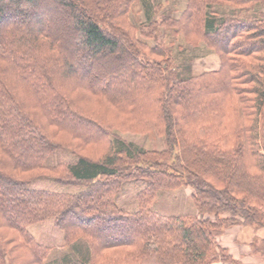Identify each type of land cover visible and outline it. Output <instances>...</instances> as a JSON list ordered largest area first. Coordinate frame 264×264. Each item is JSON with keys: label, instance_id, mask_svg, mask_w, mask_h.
I'll list each match as a JSON object with an SVG mask.
<instances>
[{"label": "trees", "instance_id": "obj_1", "mask_svg": "<svg viewBox=\"0 0 264 264\" xmlns=\"http://www.w3.org/2000/svg\"><path fill=\"white\" fill-rule=\"evenodd\" d=\"M136 2L0 0V264H45L37 223L79 252L50 264H239L216 237L264 230V0H186L158 19L142 0L144 21ZM177 41L218 69L172 68ZM124 184L138 185L126 207ZM182 186L195 213L154 210Z\"/></svg>", "mask_w": 264, "mask_h": 264}, {"label": "rangeland", "instance_id": "obj_2", "mask_svg": "<svg viewBox=\"0 0 264 264\" xmlns=\"http://www.w3.org/2000/svg\"><path fill=\"white\" fill-rule=\"evenodd\" d=\"M155 4L153 10H148L149 15L158 19L161 15L170 16L176 18L181 11L184 9L186 0H148ZM13 7L14 4L10 3ZM146 9L143 8L142 0H137L134 7V19L136 21H144ZM221 10H219L220 12ZM156 13V15H155ZM140 19V20H139ZM42 20V19H41ZM70 24H75L70 23ZM149 44L153 42L151 40L147 41ZM183 43L177 41L173 47V61L172 68H177L181 71L180 67L183 64L188 65L189 70L186 71L187 74H200L202 72H207L203 70L212 71L218 69L219 61L215 54L209 52L203 43H200L197 47L182 48L184 51L180 50ZM214 60H213V59ZM183 73V76L186 74ZM116 82V81H115ZM115 138H117L124 146L136 151V150H163L166 147L165 141L162 137L157 136L153 132H147L143 134L136 133H116ZM138 185L135 184H124L122 187V194L118 199V204L122 207L129 206L132 203V193L137 191ZM193 190L189 186H182L180 188L159 192L154 201V210L163 215H183L195 213L191 201V195ZM35 239L50 248V254L45 264H50L52 258L57 260H62L65 257H74L79 254L78 250L73 246L59 247L61 243V235L58 234L50 225H44L41 223L34 224L30 227ZM237 227H231L225 229L221 234L216 237V242L225 248V245H230L234 237L240 238L243 236L241 231H251L252 229L248 227L241 228V231L237 232ZM255 234L251 231L252 235L249 236V245L239 247L247 250L250 247L251 253L245 255L242 253L241 261L244 264H264V230H253ZM225 236L224 243L221 237ZM224 245V246H223ZM239 245V243H238ZM248 247V248H247ZM231 255V252H227ZM248 257V260L246 259ZM234 259V258H233ZM225 264L222 262H217L214 264ZM241 264V263H240Z\"/></svg>", "mask_w": 264, "mask_h": 264}, {"label": "crops", "instance_id": "obj_3", "mask_svg": "<svg viewBox=\"0 0 264 264\" xmlns=\"http://www.w3.org/2000/svg\"><path fill=\"white\" fill-rule=\"evenodd\" d=\"M203 71H208V70H203ZM241 228H243V227H237L238 230H237L236 233L240 232L241 231ZM251 231L255 234V232L253 230H251ZM251 231H248V230L247 231H241L243 233V236H241L240 238L234 237V239L231 241V244L230 245H227V246L224 243L225 236L221 237L223 239V244L225 245V247L227 248V250L229 252H231V255L234 258V260H236L239 264L240 263L241 264H244L241 261L242 256H240L243 252L246 253L245 255H249L251 253L250 247L249 248L247 247L248 248L247 250L243 249V251H242L241 248L239 250V247H242V245H245V246L249 245L248 244L249 243L248 239H249V236L252 235ZM262 238H264V237L262 236ZM238 243H239V245H238ZM246 259L248 260V257H246ZM225 264H229V263H225ZM247 264H248V262H247Z\"/></svg>", "mask_w": 264, "mask_h": 264}]
</instances>
